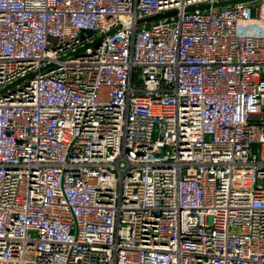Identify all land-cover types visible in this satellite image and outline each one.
<instances>
[{"label": "built area", "instance_id": "1", "mask_svg": "<svg viewBox=\"0 0 264 264\" xmlns=\"http://www.w3.org/2000/svg\"><path fill=\"white\" fill-rule=\"evenodd\" d=\"M220 1L0 0V89L37 72L0 92V264H264V0Z\"/></svg>", "mask_w": 264, "mask_h": 264}, {"label": "water", "instance_id": "2", "mask_svg": "<svg viewBox=\"0 0 264 264\" xmlns=\"http://www.w3.org/2000/svg\"><path fill=\"white\" fill-rule=\"evenodd\" d=\"M239 1H246V0H224V1H220V2H217L215 3L214 5L215 6H223V5H227V4H231V3H234V2H239ZM210 5L209 4H202V5H199V6H192V7H189L187 10L191 11V10H195L197 8H206V7H209ZM177 11H170V12H165V13H160V14H156L154 16H150V17H147V18H143V19H140V22H144V21H151V20H156V19H159V18H162V17H165V16H169V15H172V14H175ZM115 29L111 30L108 32V34H111L112 32H114ZM104 38V35L97 38L93 44H97L99 43L102 39ZM84 48V47H83ZM83 48H80L83 49ZM37 72L34 71V72H31L27 75H25L24 77H21L19 79H17L16 81L8 84L6 87L0 89V92H5L8 88H12L14 87L15 85H18V84H21L23 81L29 79V78H32Z\"/></svg>", "mask_w": 264, "mask_h": 264}, {"label": "rangeland", "instance_id": "3", "mask_svg": "<svg viewBox=\"0 0 264 264\" xmlns=\"http://www.w3.org/2000/svg\"><path fill=\"white\" fill-rule=\"evenodd\" d=\"M138 78V77H137Z\"/></svg>", "mask_w": 264, "mask_h": 264}]
</instances>
